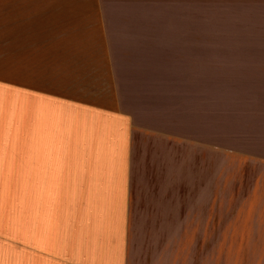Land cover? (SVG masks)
<instances>
[{"label":"crops","instance_id":"crops-1","mask_svg":"<svg viewBox=\"0 0 264 264\" xmlns=\"http://www.w3.org/2000/svg\"><path fill=\"white\" fill-rule=\"evenodd\" d=\"M211 81L236 128L214 137L263 206L264 41L211 39L194 0H0V264L3 237L25 246L10 264H150L131 257L134 174L176 145L208 163Z\"/></svg>","mask_w":264,"mask_h":264},{"label":"rangeland","instance_id":"rangeland-1","mask_svg":"<svg viewBox=\"0 0 264 264\" xmlns=\"http://www.w3.org/2000/svg\"><path fill=\"white\" fill-rule=\"evenodd\" d=\"M194 8L195 21L201 22L204 16V21L208 22L211 39L264 41V0H194ZM226 86L225 91L220 92H225L226 99L231 100L233 88L237 90L239 85L231 82ZM216 89L211 81V137H217L225 129L230 133L236 130L234 122L225 121L224 103L222 97L218 101ZM216 137L210 141L208 163H203L200 156L189 159L182 147L176 145L174 153L158 160L155 165L152 163L156 172L150 164L147 173L134 174L130 230L134 262L264 264V253L251 252L264 250L260 248L264 246V205H249V163L233 156H223L224 150L232 153V143L220 144ZM16 164L13 161L9 169ZM204 170L210 171L209 184H204L205 188L201 183ZM241 170L247 175L235 178L234 173ZM230 173L228 182L224 183L225 176ZM3 177L4 185L14 186L13 202L17 201L18 205L11 224L14 220L24 224V173L9 172ZM16 226L24 235V227ZM2 248V264L24 263V244L3 237Z\"/></svg>","mask_w":264,"mask_h":264}]
</instances>
